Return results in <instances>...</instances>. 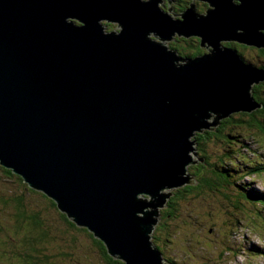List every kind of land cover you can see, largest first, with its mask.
Returning <instances> with one entry per match:
<instances>
[{
    "label": "water",
    "instance_id": "water-1",
    "mask_svg": "<svg viewBox=\"0 0 264 264\" xmlns=\"http://www.w3.org/2000/svg\"><path fill=\"white\" fill-rule=\"evenodd\" d=\"M69 1L0 0V166L112 259L162 264L151 237L164 191L196 185L195 133L261 106L250 91L264 69L222 45L264 48V0H190L179 14L174 0ZM175 38L208 52L182 58Z\"/></svg>",
    "mask_w": 264,
    "mask_h": 264
},
{
    "label": "rangeland",
    "instance_id": "rangeland-1",
    "mask_svg": "<svg viewBox=\"0 0 264 264\" xmlns=\"http://www.w3.org/2000/svg\"><path fill=\"white\" fill-rule=\"evenodd\" d=\"M171 7L177 14L182 12L175 8V3ZM162 9L166 11V5ZM105 29L108 32L117 31L114 24H108ZM261 34H264V31ZM171 43L178 48L185 47L186 52L193 51L188 49V46L197 45L196 41L188 42L178 38ZM242 52L246 62L255 66L264 65V58L255 61L251 51ZM177 64L183 65L182 62ZM251 124L253 123H234L235 127L231 128L230 132L219 133L227 138L235 137L236 140L218 136L205 145H200L207 157L215 159L225 152L230 156L216 161V168L213 165L206 167L207 171L202 175L193 174L195 182L204 176L215 183L217 175H224L222 169H230V163L235 164V172H230L227 178L222 176L225 182L215 190L219 192L200 197H194L193 192L187 194L183 201L176 204L178 209L172 218H163L160 213L158 224H162V229L174 237L173 240L166 241L162 232L156 234L160 241L156 242L157 244L153 241V245L160 251L162 264H167V260H176L178 264H264V204L259 203L260 198L264 199V194L260 193L254 199L248 195V192L253 190L264 192V173L245 174L249 172V163H258L257 160H260L264 164V123H254V127H249ZM188 155L191 160L199 159L193 153ZM2 178L0 171V192H6L10 187L3 185ZM18 185L19 183H15L13 187ZM174 191L166 190L164 193L170 192L173 195ZM161 210H166V207L159 211ZM2 218L15 222L7 209H4ZM0 225L5 231L0 236V264H67V261L68 264H102L100 253L90 246V242L82 239L79 230L57 238L56 246H43L41 249L40 244L47 239L35 236L32 242L38 247L32 251L37 250L38 254H34L26 245L23 247L15 244L14 237L5 235L9 233L10 228L4 221H0ZM28 227L25 223H17V228L21 230ZM1 232L2 230L0 234ZM18 233L22 232L18 230ZM24 233L22 234L28 238ZM61 250L71 253L65 255Z\"/></svg>",
    "mask_w": 264,
    "mask_h": 264
},
{
    "label": "trees",
    "instance_id": "trees-1",
    "mask_svg": "<svg viewBox=\"0 0 264 264\" xmlns=\"http://www.w3.org/2000/svg\"><path fill=\"white\" fill-rule=\"evenodd\" d=\"M189 3H190V0H187L186 5H188ZM197 9L198 11H202L204 13L207 7H205L204 4L199 3L197 5ZM66 12H68L67 7L64 9V13ZM174 12L176 13V11ZM67 21L71 22L69 19ZM107 25L108 24H106L105 26L107 27ZM187 41L197 42V45L194 47L188 46V49L191 48L193 51L190 50L189 52H186L185 47L182 46L178 48L176 46H173L172 43L168 45V48L176 51L178 56L182 58L196 57V56H199V55L201 56L205 54V51H201L199 47L198 39L190 38V39H187ZM224 46L226 48H230L234 50L239 57H242V59H243V52H242L243 50L251 51L253 53L252 56L255 59V61H261L264 58V48H255V47L244 46L242 44L238 45L234 43L224 44ZM261 68H264V66H261ZM250 94H251L253 101L255 100L257 103L261 104V106L257 108L255 111H252V112L250 111L251 113L250 112L232 113L230 117L224 118L218 121L216 126L211 127L209 129L210 131L203 129L202 133L200 132L195 133V136L193 139L195 140L196 150H198L196 153H197V156L200 157V159H203V163H198L196 165L188 166L187 173L191 177L194 178L195 174L202 175L204 171H207L206 167H211V165H213L216 168V166L214 165L216 161L223 160L226 157L230 156L228 152H225V153H222V155L216 156L215 159L212 158L211 156L207 157L205 155L204 150L200 148L201 144L205 145L206 142H208L212 138H217L218 136H222L226 139H230V138L235 139V137H232L231 135H230L231 136L230 138H227L226 136L219 134L220 132H226V133L230 132L231 128L235 127V125H233L234 123H253L251 125H248L249 127H254L255 126L254 123H264V96H263L264 95V82L258 85L257 84L252 85ZM242 109H245V108H242ZM211 122H213V118L210 119V123ZM257 161L258 163L257 162L249 163V167H248L249 172L245 174H263L264 173V164L261 163L260 160H257ZM230 164H231L230 169H222L224 172V175L216 176L215 183H213L210 179L204 176H201L199 180L198 179L196 180L195 186H184L182 188L175 190L173 195H171V197L166 202V205L164 206V208L166 207V210L159 211V214L162 213L163 218H167V219L170 217L172 218L178 209V206L176 204L183 201L185 197L187 196V194H190L191 192L194 193V197H200V196L213 194L215 192H219L215 190H216V187H220L225 182L222 176L227 178L230 172H235V164L234 163H230ZM0 171H1V174L3 175V178L1 180L3 185L4 186L8 185L10 187V190L8 191L0 192V221H4L6 225L10 228L9 233L5 235L9 237L10 236L14 237V239L16 240L15 244H19V246L22 245L23 247H25L24 245H26V248L32 251V249L35 250L34 248L38 247L36 243L32 242L34 241L33 238L35 236H39L44 240L47 239L45 242L40 244V249L43 246L53 247V246H56V241H57L56 239L59 238L60 236H66L70 232L79 230L81 232L79 235H82V239L90 242V246L97 249V251L100 253L101 255L100 259H101L102 264H104V262L105 264H123V262L109 257L104 248V245L99 241V239H96L94 237L92 232H90L88 229L84 227L76 226L73 222H71L66 217V215L61 213L57 209L55 203H53L45 195L37 191H34L31 188H28V186L22 181V179L19 176L14 175L10 170H7L0 166ZM15 183L16 184L19 183V185L16 187H13ZM3 190H5V188ZM260 193L262 195V193L264 192H258L256 190H253V191H249L248 195L250 194L249 196L251 197V199H254L256 195ZM259 203L263 205L264 199L260 198ZM4 209L10 210L11 218H14L15 222H8L9 220L2 218ZM19 222L25 223V225L27 226L29 225L28 229L21 230V228H17V223ZM162 228H163L162 224H158L155 227L154 232L151 237L152 243L153 241H155V243L160 241V237L156 235L158 232H162L166 241L167 240L171 241L174 239L173 236H169L167 234V231L165 232L164 229ZM0 230H2L0 234V236H2V233L3 232L5 233V231L3 230L1 225H0ZM18 230H20L22 233L29 230L28 233H24L28 236V238L25 237L22 233L19 234ZM71 245L74 246V244H71ZM157 250L159 251L158 248ZM32 252L34 254H38L37 250L32 251ZM60 252L65 255H70L71 253V251L67 252V251H62V250ZM262 254H264V252ZM66 263L68 264L69 261H67ZM166 263L167 264H178L176 260H167ZM27 264H34V263L28 262ZM39 264H54V262L39 263Z\"/></svg>",
    "mask_w": 264,
    "mask_h": 264
},
{
    "label": "flooded vegetation",
    "instance_id": "flooded-vegetation-1",
    "mask_svg": "<svg viewBox=\"0 0 264 264\" xmlns=\"http://www.w3.org/2000/svg\"><path fill=\"white\" fill-rule=\"evenodd\" d=\"M62 1L63 0H61V2ZM61 2H60V6L54 11V14H52L53 15V20H52L53 23L55 22L54 18L55 19H58V18L62 19V16L65 14L64 13V9L67 7V5H72L71 0L69 1V4H67L65 6H61ZM174 3H175V8H178L180 11L184 10L187 7V5H186L187 0H174ZM79 6H80V4H79ZM50 16H51V14H50ZM71 22L75 23V25H77V26H80V24L78 22H76V21H71ZM100 26H102V28L104 30V20H102L100 22ZM227 44H232V43H227Z\"/></svg>",
    "mask_w": 264,
    "mask_h": 264
},
{
    "label": "clouds",
    "instance_id": "clouds-1",
    "mask_svg": "<svg viewBox=\"0 0 264 264\" xmlns=\"http://www.w3.org/2000/svg\"><path fill=\"white\" fill-rule=\"evenodd\" d=\"M236 44H237V43H236ZM223 46H224V45H223ZM224 48H226V47L224 46ZM203 51H205V53L207 52L205 49H203ZM240 58H241V60H242L245 64H249V65H251V66H253V67H256V68H259V69H264V68H261V66H264V65H261V66H255V65H252V64L246 62L244 59H242V57H240Z\"/></svg>",
    "mask_w": 264,
    "mask_h": 264
},
{
    "label": "bare ground",
    "instance_id": "bare-ground-1",
    "mask_svg": "<svg viewBox=\"0 0 264 264\" xmlns=\"http://www.w3.org/2000/svg\"><path fill=\"white\" fill-rule=\"evenodd\" d=\"M206 7V6H205ZM264 193H262V195H263Z\"/></svg>",
    "mask_w": 264,
    "mask_h": 264
}]
</instances>
